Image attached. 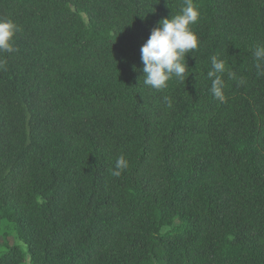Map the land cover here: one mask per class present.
I'll return each mask as SVG.
<instances>
[{
	"label": "trees",
	"instance_id": "1",
	"mask_svg": "<svg viewBox=\"0 0 264 264\" xmlns=\"http://www.w3.org/2000/svg\"><path fill=\"white\" fill-rule=\"evenodd\" d=\"M194 3L185 80L155 90L140 49L183 0H0V236L26 246L0 264H264V0ZM213 55L245 79L224 103Z\"/></svg>",
	"mask_w": 264,
	"mask_h": 264
},
{
	"label": "clouds",
	"instance_id": "2",
	"mask_svg": "<svg viewBox=\"0 0 264 264\" xmlns=\"http://www.w3.org/2000/svg\"><path fill=\"white\" fill-rule=\"evenodd\" d=\"M199 18L200 10L194 0H183L178 13H173L170 18H163L158 26L152 29L151 35L140 49L144 85L155 90H163L173 78L180 82L185 80L189 69L185 58L197 50L200 44L193 30ZM18 31L19 28L14 21L0 19V53L15 51L13 38ZM252 55L256 61L257 75L264 76V44L255 45ZM5 64L4 60H0V69H3ZM225 72L229 79L236 80L240 85L245 84L243 77H238L236 73L226 68L224 59L213 55L207 78L211 81V94L220 103L226 102V84L222 78ZM165 102L169 108L173 106L171 97L166 96ZM127 167L128 161L121 155L117 158L111 174L118 177Z\"/></svg>",
	"mask_w": 264,
	"mask_h": 264
},
{
	"label": "rangeland",
	"instance_id": "3",
	"mask_svg": "<svg viewBox=\"0 0 264 264\" xmlns=\"http://www.w3.org/2000/svg\"><path fill=\"white\" fill-rule=\"evenodd\" d=\"M5 241L9 242V244H11V245H13V244L21 245L26 250V246L16 237L15 234H12L11 236H9L7 238L0 236V253H4L6 251V246L1 247V245H3L5 243Z\"/></svg>",
	"mask_w": 264,
	"mask_h": 264
}]
</instances>
